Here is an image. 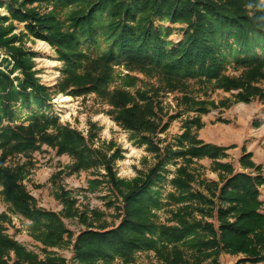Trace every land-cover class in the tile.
<instances>
[{
    "label": "trees",
    "instance_id": "1",
    "mask_svg": "<svg viewBox=\"0 0 264 264\" xmlns=\"http://www.w3.org/2000/svg\"><path fill=\"white\" fill-rule=\"evenodd\" d=\"M2 8L7 14L0 13L1 195L13 213L30 221L28 235L44 257L9 235L4 223L10 219L1 214L0 264H69L50 251L69 245L73 264H142L139 254L148 252L160 264H219L223 253L242 255L239 264H264L262 166L246 153L239 161L243 171H236L223 162L235 146L199 137L202 116L212 110L264 102L261 0H0ZM15 21L24 24L23 31L16 32ZM175 30L182 34L179 41L170 39ZM31 37L47 42L63 63L54 87L38 77L35 53L24 41ZM231 68L239 75L229 74ZM131 73L157 84L131 90L139 80ZM192 81L205 99L190 93ZM210 90L236 93L216 103L207 99ZM177 91L184 93L180 103L187 117L182 133L163 144L159 135L182 113L164 121L160 99ZM59 94H95L108 103L113 119L145 146L154 164L133 179L119 177L120 151L96 147L92 133L86 136L46 112ZM43 146L70 157L67 174L93 173L89 191L107 186L114 198L106 204L114 207L118 225L109 228L99 209H81L77 197L56 183L63 170L52 179L62 210L37 205L24 182ZM203 159L212 161L219 181L202 177ZM160 212L167 214L164 221ZM66 219H77L85 229L76 235Z\"/></svg>",
    "mask_w": 264,
    "mask_h": 264
},
{
    "label": "rangeland",
    "instance_id": "2",
    "mask_svg": "<svg viewBox=\"0 0 264 264\" xmlns=\"http://www.w3.org/2000/svg\"><path fill=\"white\" fill-rule=\"evenodd\" d=\"M1 14H7L5 8L0 9ZM17 25L16 32L19 33L24 30V24L15 21ZM179 26H176V28ZM182 34L177 30L173 31L170 39L179 41ZM26 47L35 53L36 69L38 77L44 84L49 87H54L60 77L63 63L58 59L57 53L53 47L47 42L34 40L31 38L24 39ZM104 48V46H102ZM95 50V49H94ZM4 52L0 51V62L4 57ZM118 72L122 75L128 74V71L123 67H116ZM231 75H239L240 71H234L232 68L228 72ZM132 76L138 77L135 87L130 88L134 90L137 87H149L146 83H155V79H149L143 74L131 73ZM119 83V84H118ZM115 85H121L120 82ZM198 84L192 81L190 84V93L200 99H205L204 93L198 92ZM232 93L217 90L211 93L207 99L214 100L219 103L221 100L231 98ZM184 95L183 92H169L164 93L160 101L164 109V121H167L169 116L182 113L181 117L172 120L169 129L160 134V139L164 140L163 144L172 142L174 137L182 133V119L187 117V113L183 112V106L180 99ZM60 96H69L72 101L66 103L60 99ZM112 107L96 97L95 94H88L82 96H70L59 94L56 95L52 101L51 106L46 110L53 115L60 118L62 123H67L71 127L82 131L86 136L92 133L93 141L96 147L113 153L120 151L122 158L115 162V168L118 176L125 179H133L141 171H146L151 167L155 159L153 155L146 151L145 146H139L132 139L130 132L123 129L110 114ZM28 111L25 110L22 117H25ZM193 114V113H192ZM191 114V115H192ZM202 119L207 123L199 131V137H204L202 140L213 141L220 143L225 147L235 146L229 150V157L227 163L239 169L238 158L242 154L251 152L252 157L256 162L262 166L264 173V102L258 99L250 103H236L230 108H218L212 110L209 114L203 115ZM249 152V153H250ZM21 162L26 160L25 157L20 156ZM36 163L31 175L25 180V184L31 194L35 197L37 205L47 210L60 212L63 206L57 201L55 197L56 186H54L53 178L61 170L66 173L56 179V183L64 186L71 191L78 199V205L81 209L84 207L89 209H99L104 213L102 221L109 224V228L118 225L119 220L115 216L114 207H107V202L114 197L109 195L107 186H102L99 190L92 192L88 190L89 181L95 179V175L91 172L81 171L80 173L67 174L66 169L71 164V159L68 155L59 156L55 150L43 146L38 152L33 155ZM226 160V159H225ZM203 166L201 169L202 177L208 180L219 181V174L211 170V162L203 159L200 162ZM66 169V170H65ZM174 167H171L173 173ZM172 177V174L169 175ZM169 189V187H168ZM2 187L0 186V215L7 214L10 221L5 222L4 226L8 229L7 233L14 236L18 241L27 245L44 257L39 251L40 244L35 242L28 235V227L30 221L23 216L13 213L9 205L5 202L1 195ZM261 199L264 201V186L261 188ZM161 221L167 217L165 212H160ZM102 221L100 223H102ZM68 228L76 233V235L85 229L77 219L65 220ZM50 251H55L67 259L69 264H73V250L72 245L64 248H54ZM139 262L142 264H160L155 257L154 252L139 254ZM242 255L232 256L223 253L219 258V264H239V259ZM263 264V263H260Z\"/></svg>",
    "mask_w": 264,
    "mask_h": 264
},
{
    "label": "crops",
    "instance_id": "3",
    "mask_svg": "<svg viewBox=\"0 0 264 264\" xmlns=\"http://www.w3.org/2000/svg\"><path fill=\"white\" fill-rule=\"evenodd\" d=\"M203 122H204V124H205V126L207 125V123L203 120ZM204 137H202V139H203ZM200 139H201V135H200ZM205 142H207V143H212V144H216V145H219V146H224V145H221L220 143H216V142H213V141H209V140H206ZM250 152V151H249ZM249 152H247V153H249ZM251 153V152H250ZM228 154H230L229 153V151H228ZM230 156V155H229ZM242 157V154L240 155V157L238 158V162L240 161V158ZM208 160V159H207ZM210 162H211V164H212V161L211 160H209ZM226 161H227V159L226 160H223V162L224 163H226ZM252 161L256 164V165H260L259 163H257L256 162V160H255V158H253L252 157ZM235 170L236 171H243V168H242V166H241V164H240V162H239V169H237V168H235ZM246 171H249V170H246Z\"/></svg>",
    "mask_w": 264,
    "mask_h": 264
},
{
    "label": "bare ground",
    "instance_id": "4",
    "mask_svg": "<svg viewBox=\"0 0 264 264\" xmlns=\"http://www.w3.org/2000/svg\"><path fill=\"white\" fill-rule=\"evenodd\" d=\"M60 99H62V101L66 103L72 101V98L69 96H60Z\"/></svg>",
    "mask_w": 264,
    "mask_h": 264
},
{
    "label": "clouds",
    "instance_id": "5",
    "mask_svg": "<svg viewBox=\"0 0 264 264\" xmlns=\"http://www.w3.org/2000/svg\"><path fill=\"white\" fill-rule=\"evenodd\" d=\"M262 5H264V0H261Z\"/></svg>",
    "mask_w": 264,
    "mask_h": 264
}]
</instances>
